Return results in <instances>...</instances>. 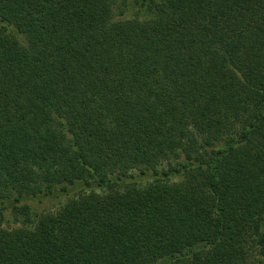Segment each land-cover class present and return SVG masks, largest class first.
I'll list each match as a JSON object with an SVG mask.
<instances>
[{
    "label": "trees",
    "instance_id": "obj_1",
    "mask_svg": "<svg viewBox=\"0 0 264 264\" xmlns=\"http://www.w3.org/2000/svg\"><path fill=\"white\" fill-rule=\"evenodd\" d=\"M75 188L0 264L264 263V0H0V210Z\"/></svg>",
    "mask_w": 264,
    "mask_h": 264
},
{
    "label": "rangeland",
    "instance_id": "obj_2",
    "mask_svg": "<svg viewBox=\"0 0 264 264\" xmlns=\"http://www.w3.org/2000/svg\"><path fill=\"white\" fill-rule=\"evenodd\" d=\"M128 15V11L125 13V16ZM151 181L150 176L127 179L124 183L118 185V189L124 190L127 186H138L145 187ZM95 193L101 194L102 190L94 189ZM89 193V191L80 190L79 188L72 189L67 194H59L56 197H46L41 200L38 199H29L21 203H13L14 194H11L9 200L6 202V208L0 210V225L6 229H17L20 227H30L32 222L35 220L36 216L47 213L57 212L64 204L68 201L77 198L80 195ZM8 196V195H1ZM12 205H16L18 209H13ZM27 205L28 209L26 212H23L22 206ZM0 208L2 206L0 205ZM252 264H264L258 261V258L253 257L250 259Z\"/></svg>",
    "mask_w": 264,
    "mask_h": 264
}]
</instances>
